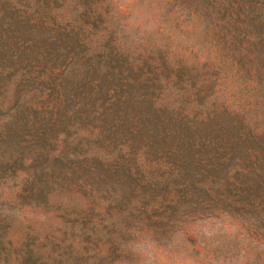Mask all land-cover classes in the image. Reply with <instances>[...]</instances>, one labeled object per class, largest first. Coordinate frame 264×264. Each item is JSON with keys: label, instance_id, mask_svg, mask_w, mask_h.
Returning a JSON list of instances; mask_svg holds the SVG:
<instances>
[{"label": "trees", "instance_id": "obj_1", "mask_svg": "<svg viewBox=\"0 0 264 264\" xmlns=\"http://www.w3.org/2000/svg\"><path fill=\"white\" fill-rule=\"evenodd\" d=\"M161 1L139 35L114 0H0L1 264H264V0ZM24 209L63 237L17 245Z\"/></svg>", "mask_w": 264, "mask_h": 264}, {"label": "rangeland", "instance_id": "obj_2", "mask_svg": "<svg viewBox=\"0 0 264 264\" xmlns=\"http://www.w3.org/2000/svg\"><path fill=\"white\" fill-rule=\"evenodd\" d=\"M114 1L122 10L127 11L126 22L133 27L132 32L135 33L138 30L139 35H142L144 30L154 27L156 23L165 20V17H168L177 6V4L175 5L169 1L165 3L161 0ZM12 217L14 219H12L9 237L17 245L26 243L28 235L33 234H37L42 238L47 237L48 240L49 238L53 239L56 235L63 237L59 231L61 225H58L49 215L39 210L24 209L13 212ZM222 226L224 225L221 222L215 221L197 222L191 225L187 232L195 240L194 234L204 235L205 240H208V245H213L217 240L226 241L227 239L223 231H221ZM42 241L44 242V240ZM173 245L179 246V248H163L143 241L136 246V253L138 255L140 253L141 264H198L197 262L192 263L197 256L192 251L191 246L185 247L189 243L181 244L176 242ZM138 260L139 257L134 255L132 261L136 264Z\"/></svg>", "mask_w": 264, "mask_h": 264}]
</instances>
